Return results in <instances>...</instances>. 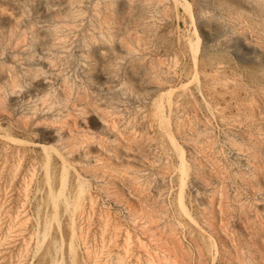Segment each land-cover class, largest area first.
Listing matches in <instances>:
<instances>
[{
    "label": "rangeland",
    "instance_id": "obj_1",
    "mask_svg": "<svg viewBox=\"0 0 264 264\" xmlns=\"http://www.w3.org/2000/svg\"><path fill=\"white\" fill-rule=\"evenodd\" d=\"M0 264H264V0H0Z\"/></svg>",
    "mask_w": 264,
    "mask_h": 264
}]
</instances>
